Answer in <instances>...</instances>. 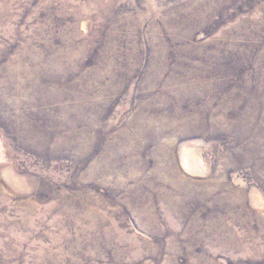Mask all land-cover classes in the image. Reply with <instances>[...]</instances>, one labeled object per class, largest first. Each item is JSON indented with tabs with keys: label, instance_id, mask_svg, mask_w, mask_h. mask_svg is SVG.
Here are the masks:
<instances>
[{
	"label": "rangeland",
	"instance_id": "1",
	"mask_svg": "<svg viewBox=\"0 0 264 264\" xmlns=\"http://www.w3.org/2000/svg\"><path fill=\"white\" fill-rule=\"evenodd\" d=\"M0 264H264V0H0Z\"/></svg>",
	"mask_w": 264,
	"mask_h": 264
},
{
	"label": "bare ground",
	"instance_id": "2",
	"mask_svg": "<svg viewBox=\"0 0 264 264\" xmlns=\"http://www.w3.org/2000/svg\"><path fill=\"white\" fill-rule=\"evenodd\" d=\"M187 163V162H186Z\"/></svg>",
	"mask_w": 264,
	"mask_h": 264
}]
</instances>
